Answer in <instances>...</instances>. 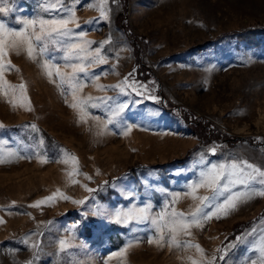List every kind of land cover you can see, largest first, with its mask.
<instances>
[{"label": "rangeland", "instance_id": "1", "mask_svg": "<svg viewBox=\"0 0 264 264\" xmlns=\"http://www.w3.org/2000/svg\"><path fill=\"white\" fill-rule=\"evenodd\" d=\"M0 7L10 9L0 22L16 30L23 20L68 15L46 10L45 0ZM63 7L75 8L73 35L84 34L68 43L89 56L99 48L104 62L65 60L61 37L36 59L9 51L14 67L0 75V264H264V196L244 197L235 210L179 233V246L169 241L170 216L161 221L163 243L151 222L173 211L190 220L200 204L190 185L212 164L247 161L264 170V0H63ZM45 60L65 73L63 82L47 75ZM81 63L86 72L68 66ZM38 201L45 203L32 207ZM145 207L146 221H116Z\"/></svg>", "mask_w": 264, "mask_h": 264}, {"label": "snow or ice", "instance_id": "2", "mask_svg": "<svg viewBox=\"0 0 264 264\" xmlns=\"http://www.w3.org/2000/svg\"><path fill=\"white\" fill-rule=\"evenodd\" d=\"M2 2V0H0ZM75 2V0H74ZM47 5L46 10L58 11L60 13L67 12L66 17L60 16V18L53 17L52 19H27L20 21L24 27L20 30L9 28L5 23L0 22V75H2L3 69L7 66L9 68L14 67L11 65L9 59V51H14L16 54H20L21 51H25L30 59H36L38 55H43L47 52L50 41H53L55 37L64 38L65 50L67 55L65 60L73 58L81 61H88L89 63H102L104 62L101 57L99 48L89 56L88 49L82 47L80 43H68L69 39H83V33L79 36L73 35V30L68 27L70 23H76L77 18L75 16V8L70 7L65 9L63 7V0H45ZM10 11L7 7H0V13L7 14ZM103 11V9H102ZM107 18L106 16L104 17ZM78 26V25H77ZM38 29V30H37ZM91 44L93 42H86ZM83 54V55H81ZM73 69V73L86 72V66L84 63L68 65ZM44 69L49 77L55 75L59 76L63 82L65 79V73H62L55 61L45 60L43 64ZM54 69V72H53ZM18 71V69H17ZM23 88L24 86H20ZM82 87V85H80ZM92 98L89 97V100ZM99 103H105L110 98H97ZM86 102L80 101V104ZM73 107H77L74 103ZM98 106V105H93ZM30 110V109H29ZM123 111L122 108L116 110L115 115H119ZM83 119V117H82ZM113 122L112 120L109 121ZM0 127H3L0 124ZM35 129V125L31 126ZM6 143V142H5ZM213 153L215 149L212 150ZM18 155V154H17ZM6 162L3 158V152H0V163ZM46 162V161H44ZM259 185L258 192L253 191L254 186ZM243 186L247 191H234L235 188ZM199 188H207L212 191L211 197H199L196 192ZM190 195L194 200H199L200 204L196 207V210L191 214V219H187L183 213L180 212H162L155 220L151 221L156 225L158 230V240L163 243L164 234L161 221L165 216H170V220L166 222L169 233V241L173 246H179L177 235L179 233H187L188 229L195 225L200 226L202 221L210 220L213 217L219 218V214H227L229 210H235L238 203L242 198L249 195L258 194L264 196V170L259 169L255 165L247 161H231L221 164H212L209 170L202 171L200 179L193 182L190 185ZM91 191V189H88ZM63 195V194H61ZM55 197H47L46 201H52ZM65 200L70 199L67 196H63ZM45 201H38L32 207H39ZM73 203H82V201H73ZM211 209L212 211H207ZM132 219H136L137 222L148 220V209L140 208L136 212H121L116 214L117 222L128 223ZM156 242V240H150ZM188 247H195L199 251L203 252V249L199 248V245L188 244ZM67 246L66 241H60L61 250H64ZM33 249L37 248V245L33 243L31 245ZM257 250V249H254ZM258 251H264V248L258 249ZM264 261V257H261ZM195 264V262H193ZM207 264H214L213 260H209ZM251 264H256L255 261Z\"/></svg>", "mask_w": 264, "mask_h": 264}, {"label": "trees", "instance_id": "3", "mask_svg": "<svg viewBox=\"0 0 264 264\" xmlns=\"http://www.w3.org/2000/svg\"><path fill=\"white\" fill-rule=\"evenodd\" d=\"M120 20H124V17L121 15V17H120ZM119 23V25H121V27H123V28H125L126 29V27H125V25H124V23H122V22H118ZM43 131V133H44V135L47 137V138H49L50 137V135L46 132V131H44V130H42Z\"/></svg>", "mask_w": 264, "mask_h": 264}]
</instances>
